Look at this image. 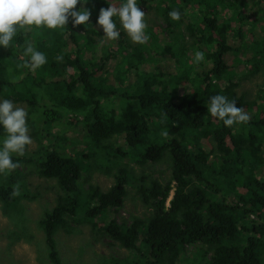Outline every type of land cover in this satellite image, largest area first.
Segmentation results:
<instances>
[{
    "label": "trees",
    "instance_id": "16d2710c",
    "mask_svg": "<svg viewBox=\"0 0 264 264\" xmlns=\"http://www.w3.org/2000/svg\"><path fill=\"white\" fill-rule=\"evenodd\" d=\"M112 1L77 5V10L91 12L86 29L73 27L71 18L62 29L17 28L8 49L0 46V95L26 104L27 122L40 145L50 138L49 146L64 142L73 147V155L44 148L34 163L67 195L39 221L48 258L63 264L55 235L68 216L76 215L79 199L71 194L83 192V174L96 169L115 173L114 185L107 191L99 186L83 189L88 192L86 216L95 221L94 228L100 225L104 236L135 253L133 264L142 256L140 264H184L188 246L196 249L190 257L201 253L203 264H264V83L254 101L237 93L240 82L252 77L264 81V37L246 40L242 31L246 25L253 31L263 27L259 13L264 6L253 3L259 11L254 9L257 19L252 21L254 16L246 13L248 0H137L140 10L155 11L154 20L145 18L149 39L132 42L113 17L120 37L112 51L110 43L92 37L101 33L99 10ZM172 10H179V21L170 19ZM156 22H161L168 42L155 33ZM26 42L46 56L47 62L34 71L24 67ZM197 51L204 53L198 63ZM113 58L116 63L109 65ZM166 60L173 61V70L142 69ZM217 94L235 99L237 107L250 112V120L226 127L212 117L207 108ZM69 115L73 119L67 124L79 140L53 132L54 124ZM5 137L0 126V147ZM203 139L212 149L204 148ZM11 155L19 165L34 162L33 157ZM163 161L172 169L165 183L129 169L131 164L145 167ZM12 172L20 174V167ZM16 182L7 173V184L0 186L4 211L14 210L21 199L10 195ZM239 188L246 193L238 195ZM132 189L152 213L118 223L111 212L124 208Z\"/></svg>",
    "mask_w": 264,
    "mask_h": 264
},
{
    "label": "rangeland",
    "instance_id": "374dc122",
    "mask_svg": "<svg viewBox=\"0 0 264 264\" xmlns=\"http://www.w3.org/2000/svg\"><path fill=\"white\" fill-rule=\"evenodd\" d=\"M111 1V0H107ZM113 0L111 4H115L119 7L120 3ZM259 2L264 6V0H248V7L246 8V13L253 15L252 21L257 19V15H254V9L258 8L253 7L254 2ZM156 5V3H154ZM104 7V5H103ZM105 8V7H104ZM262 13L260 17H264V8H262ZM141 11L145 13V18L149 20H154L155 11L151 10L148 12V9L142 8ZM259 11V8H258ZM258 14V15H259ZM263 20V19H262ZM155 33H158L161 37V40H166L168 42V37L161 33L162 26L161 22H156ZM249 23H252L251 21ZM234 26L236 24H233ZM264 27V20L260 24ZM239 26V24H238ZM82 29L88 28L87 24L79 25ZM99 27V26H97ZM263 27L259 25L256 26V30L253 31L251 25L243 26V33L246 35V40H257L264 37ZM96 28V26H95ZM99 32L103 33L102 28L99 27ZM100 35H92L96 41L111 44L114 50L116 40H108L106 37H103L104 33ZM114 41V42H113ZM116 49V47H115ZM241 52V51H240ZM240 52H236L237 54ZM169 56V55H168ZM23 58V56H20ZM101 59V54H98V61ZM257 60L259 58H256ZM115 58L111 59L109 65L115 64ZM174 63L172 60L162 61V65H153V66H142L143 70H156L168 72L169 67H173ZM255 67V64L252 65V68ZM96 70V68H95ZM173 70V69H172ZM234 73L233 69L229 71ZM74 71L71 70L69 74H73ZM121 73V71H119ZM101 74V71L98 72V75ZM111 81H113L111 77ZM264 83L262 78L252 77L243 82H240V88L237 90L239 95H244L248 101L256 100L260 86ZM190 83L187 82V86ZM221 86L223 85L220 84ZM122 86V85H120ZM123 87V86H122ZM131 93L133 91L129 90ZM128 91V93H129ZM183 92V91H182ZM2 95H0V100H4ZM16 106L23 107L26 112L28 110L26 104L15 103L11 100ZM261 103V102H260ZM259 103V104H260ZM244 111L251 116L250 112L244 108ZM253 111H257V107L253 108ZM262 116L264 112L262 111ZM73 119L72 115H69L66 120L57 122L53 126L54 133H60L66 135L72 139V137H78L79 135L73 133L70 130V125L67 121ZM82 119V118H81ZM27 127L29 129L28 135L30 136L32 143L27 145L25 148V153L23 156L19 157L21 159L26 158V156L33 157L34 162L31 163H20L21 173L10 172L12 177L17 178L16 184L20 185L19 197L21 198L15 205L14 210H6L7 214L4 211V205L0 202V264H53L48 258V251L46 247L45 233L42 228L39 226V221L49 212H51L58 204V200L61 197H66V193L61 189L56 179H48L42 176L37 169L34 163L40 159L43 155L44 148H50V150H56L61 154L73 155L72 146L67 143H61L59 146H49V139L44 141V145H40L32 136V129L27 122ZM230 141V140H229ZM192 144L194 142L192 141ZM202 144L206 150L212 149V144L208 139H203ZM66 147V148H65ZM77 149H83L82 146L77 147ZM122 167L128 166L123 164ZM131 172L136 176H152L153 179H157L160 182L165 183L171 178V167L166 161L149 164L145 167L131 164L129 166ZM114 174L109 173L104 174L99 170L94 169L90 173H84L83 178L80 181V187L88 191L90 186H99L103 191L109 190L114 185ZM7 184V173L0 174V186ZM14 186V185H13ZM78 194H71L72 198L79 199V205H75L76 215L73 217L68 216L66 218L67 223L62 228H60L56 235L55 239L58 245V250L61 256V261L63 264H133L134 252H131L128 249L120 248V246L112 241L109 237L104 236L100 229L94 228V220L86 216L87 209L89 208L88 203V192L84 191ZM246 190L243 188L237 189V194H245ZM173 198V191L171 192L169 202ZM230 202L234 201V198L229 199ZM152 213L151 208L144 205L142 200L137 195L136 191L132 189L131 193L128 195L125 206L122 210L112 213L111 216L117 220L118 223L125 221H130L133 216L138 217H149ZM250 218L254 219L252 215ZM100 228V227H99ZM196 249L191 246L186 247L185 255L183 256L184 264H203L200 256L201 253L196 254L195 259L191 258V253H195ZM212 254L207 255L210 258ZM140 258V257H139ZM143 256L137 262L140 264L143 262ZM131 261V262H130ZM147 261V260H146Z\"/></svg>",
    "mask_w": 264,
    "mask_h": 264
},
{
    "label": "clouds",
    "instance_id": "9594fccd",
    "mask_svg": "<svg viewBox=\"0 0 264 264\" xmlns=\"http://www.w3.org/2000/svg\"><path fill=\"white\" fill-rule=\"evenodd\" d=\"M81 3L86 4L87 0H0V46L8 49L17 28L30 29L35 26L62 29L68 25L70 18L73 27L88 23L91 12L85 7L77 10V5ZM108 5L106 9L99 10L96 21L103 30V37L108 40H116L120 37L117 23L113 20V17H118L121 28L132 42L145 44L148 41L149 37L145 34L146 15L138 7L137 0H122L119 7L115 4ZM168 15L173 21L181 19L179 10H172ZM22 55L28 58L24 67L33 71L47 62L45 54L36 50L31 43L26 42ZM56 59L62 61L63 56H58ZM203 59L204 53L197 51L194 61L198 63ZM207 111L212 117L223 121L226 127L247 123L250 120L249 114L243 108L237 107L235 99L230 101L220 94L210 98ZM26 117L27 112L23 107L16 106L8 99L0 100V126L6 132L0 147V174L10 173L20 167L19 163L13 162L11 154L23 156L26 145L32 143L28 135ZM162 135L166 137L167 131ZM10 195L13 197L21 195L19 184L13 186Z\"/></svg>",
    "mask_w": 264,
    "mask_h": 264
}]
</instances>
